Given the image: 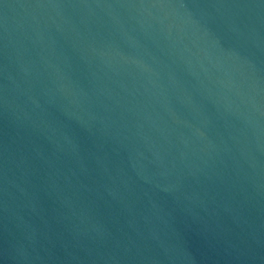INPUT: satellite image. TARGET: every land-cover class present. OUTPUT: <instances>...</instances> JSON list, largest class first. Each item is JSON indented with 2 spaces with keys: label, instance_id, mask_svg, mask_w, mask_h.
Segmentation results:
<instances>
[{
  "label": "water",
  "instance_id": "1",
  "mask_svg": "<svg viewBox=\"0 0 264 264\" xmlns=\"http://www.w3.org/2000/svg\"><path fill=\"white\" fill-rule=\"evenodd\" d=\"M0 264H264V0H0Z\"/></svg>",
  "mask_w": 264,
  "mask_h": 264
}]
</instances>
